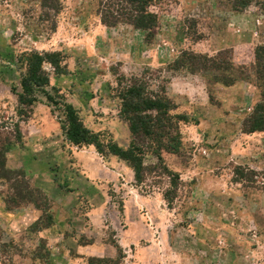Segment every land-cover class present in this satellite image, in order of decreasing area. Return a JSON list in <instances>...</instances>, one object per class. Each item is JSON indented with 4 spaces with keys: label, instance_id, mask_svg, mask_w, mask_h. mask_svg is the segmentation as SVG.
Segmentation results:
<instances>
[{
    "label": "rangeland",
    "instance_id": "rangeland-1",
    "mask_svg": "<svg viewBox=\"0 0 264 264\" xmlns=\"http://www.w3.org/2000/svg\"><path fill=\"white\" fill-rule=\"evenodd\" d=\"M59 2L49 15L0 0V264H264V131L245 127L262 101L264 0H163L153 41L102 24L99 0ZM30 52L59 61L33 105L19 100ZM223 57L243 76L231 86L215 82H233ZM133 86L169 100L181 140L162 160L139 140L142 184L108 150L132 144ZM64 103L103 153L67 140Z\"/></svg>",
    "mask_w": 264,
    "mask_h": 264
},
{
    "label": "trees",
    "instance_id": "trees-1",
    "mask_svg": "<svg viewBox=\"0 0 264 264\" xmlns=\"http://www.w3.org/2000/svg\"><path fill=\"white\" fill-rule=\"evenodd\" d=\"M163 0H99L98 15L102 24L108 27H116L121 23H126L136 29L147 33V40L153 41L155 31L158 28L160 17L151 10L152 7L159 6ZM42 6L47 14L51 12L59 13L61 3L59 0H42ZM229 53V52H228ZM231 57V54H229ZM55 55L42 54L39 52L26 53L23 56V62L26 66V73L20 82L19 100L21 103L33 105L37 100V94L43 91L50 84L49 74L45 70V64L50 63L59 67V61L52 60ZM223 57L222 64L218 69L224 77L230 81H215L217 84L223 83L225 86H231L240 80L242 73L234 63H229ZM253 72L256 81L262 83V101L257 104L254 113L246 120L247 133H256L264 131V46H261L256 53V62L253 66ZM241 73V76H239ZM239 74V75H238ZM50 101L52 98H49ZM122 114L133 137L129 148H122L118 145H112L108 148L109 153L119 156L127 161L135 172V178L138 183H143L145 177V167L142 160L139 140L147 139L154 146V150L160 153L159 160H162V153L177 154L181 148V140L178 134V127H174V117L169 109V100L165 98H152L145 93L142 87L133 86L123 93ZM166 103V104H165ZM63 112L66 117L65 134L67 140L76 145H94L104 152L105 147L99 142L98 137L87 129L78 117L77 111L69 104H63ZM183 120L187 117L182 116ZM168 169V168H166ZM173 173V172H172ZM174 175V174H172ZM180 180L179 175L176 177ZM178 181L172 180L171 185L175 184L178 190ZM176 190V191H177ZM173 193H166L168 201H172ZM176 195V192L175 194ZM171 197V198H169ZM90 264H95L90 261Z\"/></svg>",
    "mask_w": 264,
    "mask_h": 264
}]
</instances>
